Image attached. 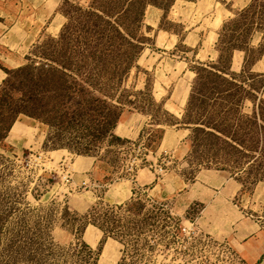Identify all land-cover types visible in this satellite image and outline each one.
<instances>
[{
	"label": "rangeland",
	"instance_id": "374dc122",
	"mask_svg": "<svg viewBox=\"0 0 264 264\" xmlns=\"http://www.w3.org/2000/svg\"><path fill=\"white\" fill-rule=\"evenodd\" d=\"M157 1L141 23L121 22L113 78L100 83L79 67L84 33L76 44L68 29L94 0H11L27 42L11 45L21 67L0 57V264H245L206 233L203 207L179 198L200 172H225L243 187L235 217L264 232V129L243 121L235 134V117L264 104V0ZM43 2L57 4L47 19ZM147 176L156 182L139 187ZM131 185L130 202H108ZM190 223L188 242L178 231Z\"/></svg>",
	"mask_w": 264,
	"mask_h": 264
},
{
	"label": "crops",
	"instance_id": "0c3cea01",
	"mask_svg": "<svg viewBox=\"0 0 264 264\" xmlns=\"http://www.w3.org/2000/svg\"><path fill=\"white\" fill-rule=\"evenodd\" d=\"M239 1L240 0H235V4L239 3ZM243 2L245 3L244 5L240 4L241 1L239 3L241 9H246L250 6L249 4L247 5L248 1L246 2V0H243ZM43 3H40V6L36 7V10L38 11L36 16H38L39 19L49 18L57 9V4L50 5L49 3ZM11 7V0H2L0 3V11H4V13L8 12L5 13L7 16L6 19H0V57L5 55L4 61L8 63V68H18L23 65V59H25L26 55L23 57L20 56L11 45H17L18 42L21 44H23L22 42L26 43L27 31L24 25L23 27L18 26L16 29V25H14L15 23L9 13ZM220 14L223 18V13L221 12L219 15ZM32 19L33 17L31 14V20ZM17 31L21 32L20 36L23 38L18 36L19 39H17ZM9 62L12 63L9 64ZM116 135L123 140L132 142L139 140L141 136L139 134ZM85 165L93 169L96 164L95 162L89 163L86 160ZM137 174L139 175V172H137ZM148 178L150 179V177L147 176L146 180L142 182V185L138 186L144 188L156 182L155 177L151 182L145 183ZM136 179H138V177H136ZM173 182L175 186L180 185L177 180ZM189 183L190 184L188 185L185 182L183 183L185 194L179 198L182 209L187 211L191 209L192 206H202L203 210L201 215L203 218H201V221L205 228H207L206 233L209 236H212L220 243H227L232 251L234 250L239 257H241L245 264L262 263L264 260V232L262 231V228H259L252 222L244 221L237 216L235 217V197L241 193L243 188L239 183L235 182V178L225 172L208 170L197 174V176ZM120 190V194L125 198L122 200V196L117 192L118 190H115L113 194L109 195L108 202H111L113 205H122L130 202L135 197V190L132 185L130 189L125 187ZM235 218L237 219L235 220Z\"/></svg>",
	"mask_w": 264,
	"mask_h": 264
},
{
	"label": "trees",
	"instance_id": "16d2710c",
	"mask_svg": "<svg viewBox=\"0 0 264 264\" xmlns=\"http://www.w3.org/2000/svg\"><path fill=\"white\" fill-rule=\"evenodd\" d=\"M158 4L157 0H94L93 4L89 9H85L80 11L79 15L72 20V22H76V24L69 26L68 29H72L73 35L76 37V41L78 44L82 33H84V40L81 42L79 47L82 50V56L87 60V62L83 63V68L85 70L84 77L86 80L94 81L96 79L99 80L100 83H104V81H111L113 78V74H107L104 72H109L110 70L107 62L108 57L110 55L117 53V49L122 50V43H120L119 35L123 36V23L126 20L130 24H134L143 21L145 12L149 4ZM92 17H96L100 21L93 19ZM110 19L111 22H109ZM83 20V25L78 22ZM103 21V23H101ZM79 24V25H78ZM76 27V29H75ZM112 63V62H111ZM114 64V63H112ZM100 69L98 73L96 72V68ZM218 67V66H216ZM65 69V67H64ZM104 69V70H103ZM218 69V68H217ZM211 73L210 71H207ZM213 74V72H212ZM216 75V73H214ZM218 76H220L218 74ZM238 74L235 73V80L239 78ZM202 79V77L200 78ZM235 108H237L239 112V108L241 106V102L244 101L242 91L243 88L241 85L235 84ZM217 91V90H216ZM196 92V89H195ZM194 92V93H195ZM224 96L227 95L229 99L232 98V95L227 94H219L216 93V96ZM239 102L240 105L236 104ZM232 103V102H231ZM243 121H247L249 124L260 125L261 129H264V104L259 107V110L255 112V114L250 118H244L239 113L235 117V134H246L243 130L244 127L247 128L248 123H243ZM250 128L246 130L250 131Z\"/></svg>",
	"mask_w": 264,
	"mask_h": 264
},
{
	"label": "built area",
	"instance_id": "2783aa9c",
	"mask_svg": "<svg viewBox=\"0 0 264 264\" xmlns=\"http://www.w3.org/2000/svg\"><path fill=\"white\" fill-rule=\"evenodd\" d=\"M37 158L40 161H44V159H45L44 156H42V155L38 156ZM60 173H61V176L63 177V182L64 183H69V175L66 174L64 168H61V172ZM195 227H196V225L194 223H190V225L188 227H186V226L180 227L179 231H178L179 235L181 237H183V238H186L188 240V242H191V241H193V238L196 236V233H195V230H194ZM218 248L220 250H231L230 246L227 243H220Z\"/></svg>",
	"mask_w": 264,
	"mask_h": 264
},
{
	"label": "bare ground",
	"instance_id": "6f19581e",
	"mask_svg": "<svg viewBox=\"0 0 264 264\" xmlns=\"http://www.w3.org/2000/svg\"><path fill=\"white\" fill-rule=\"evenodd\" d=\"M152 14V13H151ZM153 17V16H152ZM151 17V18H152ZM153 19V18H152ZM221 20H222V17H221V14L218 16V18H217V20H216V22H215V25L217 26V25H219L220 24V22H221Z\"/></svg>",
	"mask_w": 264,
	"mask_h": 264
}]
</instances>
